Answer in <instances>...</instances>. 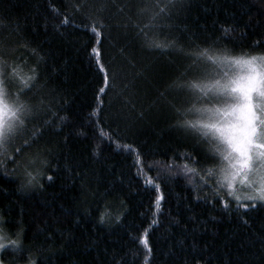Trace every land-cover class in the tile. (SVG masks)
I'll list each match as a JSON object with an SVG mask.
<instances>
[{
	"label": "trees",
	"instance_id": "1",
	"mask_svg": "<svg viewBox=\"0 0 264 264\" xmlns=\"http://www.w3.org/2000/svg\"><path fill=\"white\" fill-rule=\"evenodd\" d=\"M103 2L0 0V18L19 24L9 37L12 47L21 49L14 54L38 48L45 57L41 82L56 112L55 118L41 114L32 122L51 121L41 143L46 140L53 155L39 183L21 188L12 164L8 174L0 170V219L9 221L0 229L20 242L19 250L0 248V258L5 264H264V207L246 212L226 191L220 194L222 204L211 186L183 171L185 163L193 166L183 154H193L195 141L176 127L177 117L156 109L141 118L134 96L135 110L125 104L133 89L124 85L136 68L151 63L164 75L171 57L143 50L134 29L113 10H100ZM180 3L183 7L165 22L177 43L202 44L220 36L224 26L234 29L225 42L230 48L235 44L234 54L264 50V0ZM93 46L117 73V87L100 99L103 76ZM37 62L31 56L29 67ZM136 84L142 87L140 80ZM117 113L119 120L113 118ZM60 116L68 119L61 122ZM158 183L164 197L159 211L154 204ZM102 211L110 213L103 223Z\"/></svg>",
	"mask_w": 264,
	"mask_h": 264
},
{
	"label": "snow or ice",
	"instance_id": "2",
	"mask_svg": "<svg viewBox=\"0 0 264 264\" xmlns=\"http://www.w3.org/2000/svg\"><path fill=\"white\" fill-rule=\"evenodd\" d=\"M181 7L180 0H105L101 3L100 10H113L116 17L123 19L126 28L135 30L143 50L167 53L171 57L166 64L167 73L161 75L151 63H142L136 68L135 56L129 54V62L136 72L132 81L124 85L125 89H133L126 93L125 104L135 110L136 102L131 100L134 96L141 105L137 113L141 118L145 112L156 109H168L177 117L176 127L195 141L191 146L193 154H183L193 166L185 163L183 171L198 176L200 185L211 186L222 204L224 197L220 194L226 191L246 212L264 207V55L234 54L235 44L230 48L225 43L234 29L224 26L219 29L220 36L204 40L202 44L177 43L169 38L171 33L165 22L172 19L173 10ZM82 8L80 4L76 10ZM5 19L0 18V27L8 29L6 34L0 32V170L8 174L7 165L12 164L11 172L19 177L23 188L39 183L49 170L53 155L46 147L47 141L41 143L48 131L46 125L51 121L39 125L32 122L41 114L51 113L55 118L56 112L44 91L45 83L41 82V63L44 70L48 67L45 57L39 55L38 48L15 55L21 49L12 47L9 37L19 30V24L13 21L5 24ZM93 32L103 39L102 31L93 28ZM90 51L103 76V86L97 93L100 99L109 88L117 87V73L110 72L102 62L98 47L93 46ZM31 56H36L38 62L29 67ZM137 80L142 87L137 86ZM95 112L94 109L93 115ZM113 118L119 120L122 116L117 113ZM67 119V116L59 117L61 122ZM21 140L23 143H18ZM48 179L53 177L49 175ZM188 182L194 183L191 177ZM237 183L245 190L237 189ZM155 187L154 204L159 211L164 197L160 184ZM108 215L102 211L100 221L103 223ZM116 219L119 221L120 216ZM6 223L9 221L0 219V224ZM0 241L6 242L0 243V248L11 246L19 250V239H10L2 229ZM140 242L148 246L143 235ZM0 264H5L4 259L0 258Z\"/></svg>",
	"mask_w": 264,
	"mask_h": 264
},
{
	"label": "clouds",
	"instance_id": "3",
	"mask_svg": "<svg viewBox=\"0 0 264 264\" xmlns=\"http://www.w3.org/2000/svg\"><path fill=\"white\" fill-rule=\"evenodd\" d=\"M248 54L249 55H255V56L264 55V53H261V52H251V53H248Z\"/></svg>",
	"mask_w": 264,
	"mask_h": 264
},
{
	"label": "rangeland",
	"instance_id": "4",
	"mask_svg": "<svg viewBox=\"0 0 264 264\" xmlns=\"http://www.w3.org/2000/svg\"><path fill=\"white\" fill-rule=\"evenodd\" d=\"M236 188L237 189H240L241 191H244L245 190L244 188H242V186L239 183H237Z\"/></svg>",
	"mask_w": 264,
	"mask_h": 264
}]
</instances>
